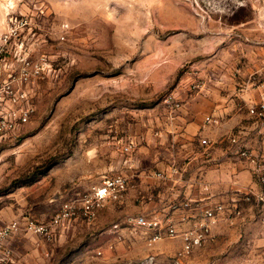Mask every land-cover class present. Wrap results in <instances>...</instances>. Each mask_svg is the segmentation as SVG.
<instances>
[{"label":"rangeland","instance_id":"obj_1","mask_svg":"<svg viewBox=\"0 0 264 264\" xmlns=\"http://www.w3.org/2000/svg\"><path fill=\"white\" fill-rule=\"evenodd\" d=\"M3 34L1 79L22 42L43 70L27 86L29 122L0 140V227L24 216L50 222L115 172L130 132L185 105L205 80L249 76L264 96V0H0ZM112 203L92 228L61 224L56 241L39 236L44 250L14 264H264L255 202L227 209L180 262L175 238L126 241L136 231Z\"/></svg>","mask_w":264,"mask_h":264},{"label":"crops","instance_id":"obj_2","mask_svg":"<svg viewBox=\"0 0 264 264\" xmlns=\"http://www.w3.org/2000/svg\"><path fill=\"white\" fill-rule=\"evenodd\" d=\"M211 82L205 80V87L191 93L185 105L162 108L155 122L144 121L141 130L130 132L129 142L137 143L135 151L120 158L111 174H124L129 184L123 200L118 202L121 223L129 215L140 214L169 220L183 230L197 214L195 207L221 203L227 210L257 204L253 196L259 189L257 180L250 162L237 150L247 148L257 156L264 155V121L250 113L264 96L252 88L249 76L230 80L222 77ZM210 115L218 123H207ZM233 137L237 143L232 142ZM204 138L207 144L202 143ZM157 172L165 173L166 178L156 176ZM189 200L190 208H173V204ZM99 219L87 222L81 217L69 230L78 231L82 225L92 228ZM134 233L138 232H125L126 241L134 242ZM38 237L33 233L13 235L9 240L14 249L11 264L22 262L20 257L25 259L32 250H44ZM174 244L182 246L180 236L175 237Z\"/></svg>","mask_w":264,"mask_h":264},{"label":"built area","instance_id":"obj_3","mask_svg":"<svg viewBox=\"0 0 264 264\" xmlns=\"http://www.w3.org/2000/svg\"><path fill=\"white\" fill-rule=\"evenodd\" d=\"M13 33V32H12ZM10 36L3 34L0 36V74L3 70L10 68L6 61L8 54V41ZM23 42L14 50L16 64L8 74V77L0 78V140L15 134L23 125L27 124L34 111L28 103L27 86L34 77L41 74L43 67L42 61L34 62L29 53H24ZM17 65V66H16ZM200 87V85H195ZM176 107H179L176 104ZM250 113L264 121V101L253 105ZM206 122L211 124L218 123L214 116H207ZM207 144V139L201 140ZM238 139L233 137L232 142L237 143ZM131 142L121 143L120 151L126 154L133 152L134 147ZM237 153L246 158L250 164L252 172L257 180L259 189L253 194L257 205L262 210L264 219V155L257 156L247 148L239 147ZM156 176L166 178L165 173L157 172ZM129 184L127 177L118 173L104 178L99 185L93 186L81 197L67 202L63 205L59 213L52 217L48 223H39L28 216L15 218L0 227V264H10L13 259L14 249L11 246L10 238L19 233H33L46 241L55 239V230L61 224L79 218L91 222L96 218L97 212L104 208L109 202H120L123 200ZM250 199V196L247 197ZM192 202L183 201L173 204L174 209L190 208ZM197 212L192 218L190 225L179 230L169 220L159 217H149L146 215H129L125 221L132 230L143 232L147 235L150 245H153L165 238H175L180 236L182 246L177 253V262L189 255L195 248L202 246L208 241L212 234V228L225 211V205L214 203L212 205L198 206L194 208ZM186 219V217H185Z\"/></svg>","mask_w":264,"mask_h":264}]
</instances>
